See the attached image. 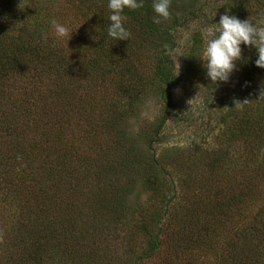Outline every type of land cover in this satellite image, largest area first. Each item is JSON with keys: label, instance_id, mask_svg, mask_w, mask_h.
<instances>
[{"label": "trees", "instance_id": "obj_1", "mask_svg": "<svg viewBox=\"0 0 264 264\" xmlns=\"http://www.w3.org/2000/svg\"><path fill=\"white\" fill-rule=\"evenodd\" d=\"M47 1L0 0V130L20 132L4 139L12 158L17 150L29 161L30 156L38 155L32 161L37 163V174L26 176L31 170L17 173L23 177H20L24 182L22 188L14 189L5 182L8 190L23 195L29 215L36 214L38 221L18 245L11 247L8 243L3 247L0 256L6 251L11 264H146L161 247L160 234L167 229L177 234L185 249L187 244L202 249L199 234H214L215 238L209 243L206 240L205 245L218 249L215 264H264V239L263 244L256 242L264 233L243 244L236 239L242 240V236L234 237L238 228L229 224V220L241 216L239 203L229 212L235 192L220 191L215 203L205 198L201 203L187 200L181 209L185 222L182 228L187 230L182 232L160 225L162 217L157 219L158 212L151 208L136 202L133 207L128 204L129 193L138 183L140 190L148 191L152 200L158 202L155 210H159L160 203L169 204L175 197L174 191L170 193L165 188L166 171L153 147L163 140L166 115L152 130L133 132L128 128V118L138 111L143 96L149 92L161 96L172 112L170 91L178 84L170 59L173 35L177 29L188 26L195 16L194 5L186 3L182 12L176 13L171 6L183 0H171L169 19L154 24L152 0H144L142 8L124 10L125 27L131 33L129 39L112 41L107 36L110 14L107 0H67L74 3L72 8L58 13L46 11ZM247 2L231 0L228 12L236 17L244 14ZM68 12L75 18L85 16L87 36H80L67 46V51L50 21L60 23ZM198 37L191 44L188 62H199L203 41L199 34ZM164 45L168 46L169 54H165ZM241 50V59L236 61L242 80L238 86L239 99L228 105L219 122L230 134L227 140L242 138L247 160L254 161L264 149V99H259L264 91V68L255 65L257 52L253 46L241 44ZM141 52L153 58L146 72L134 62V56ZM81 75L92 79L93 85L77 87ZM96 79L110 81L114 91L111 99L94 101V96H90L86 103L75 97L76 89L84 88L89 93L92 88L103 87ZM116 95L124 96L126 102L113 99ZM245 100L242 108L234 105ZM69 114H73V122L68 119L72 118ZM40 120H43L41 127ZM28 128L36 132L30 138ZM222 140L216 149L219 155L214 154L208 164L211 170L222 157L228 158V148ZM252 165L250 170L255 174L264 173L260 159ZM55 174L57 179L52 177ZM237 195L239 201L240 194ZM200 204L204 215H210L214 207L211 220L199 223L196 216ZM50 208L58 220L50 218L53 216ZM209 222L214 226L202 225ZM128 224L132 225L130 234L126 232ZM117 229L124 234L120 240L114 235ZM194 235L198 241L190 242ZM111 238L119 241L111 245ZM105 241L109 244L105 245ZM102 244L104 248H100ZM241 245L246 248L239 249Z\"/></svg>", "mask_w": 264, "mask_h": 264}, {"label": "rangeland", "instance_id": "obj_2", "mask_svg": "<svg viewBox=\"0 0 264 264\" xmlns=\"http://www.w3.org/2000/svg\"><path fill=\"white\" fill-rule=\"evenodd\" d=\"M72 1L49 0L45 8L46 11L56 13L66 11L71 9L74 5ZM235 1L238 2L239 0ZM261 1L262 0H260L259 3V0H248L246 9L244 10L245 13H239L238 18L241 20L255 19L257 13L260 10H264V1H262V3ZM229 2H231V0H183L171 6L176 13H181L186 3L193 4L195 7V16L190 18L191 21L188 26L186 28L177 29L173 35L174 47L171 51L170 59H172L175 67L174 74L178 78V84L170 91L171 103L173 104L172 112H169V106L167 103L163 102L161 96L149 92L145 97L143 96L142 104L138 105V111H133L131 113L132 116L130 115L128 118V128L130 129L131 127V132L139 131L140 129L152 130L158 125L159 119H163L166 115L161 133L163 140L155 143L153 147L156 150L155 155L159 164L164 167L166 171L163 178L167 183L165 188L169 189L170 193L174 191L175 197L169 204H167L166 201L160 203L158 206L159 210H155L154 207L156 208L158 202L152 200L148 191L140 190V184L138 183L129 193L128 204L133 207L136 202L140 203L142 207L151 208L154 212H158L156 214L157 219L160 218V216L162 217L160 225H164V227L167 226L166 228H171L175 232H182V230H187L182 228L185 222L182 220L181 210L184 208L187 200L193 201L192 199H194L195 202L199 200L201 203L205 198L215 203L219 198L216 194H219L220 191L225 193L235 192L236 198L233 201L234 204H231L232 207L229 212L232 211L233 207H236V203H239V210L241 211L239 212L241 216L240 219L233 218L231 221L229 220V224H233L238 228V232H236V235L234 234V237L236 238L237 235L242 236V240L240 237L236 239L242 241L243 244L244 242H251V239L255 236L259 235L258 237H260V234L264 233V173H260L259 175L255 174L253 170H250L254 167L252 164L259 162V159L260 166H264L262 163V161H264V155L254 158V161L252 159L247 160L248 156H246V153L242 150L243 145L241 146L242 138H235V140L233 139L234 141L227 140L230 134L227 133L228 130L225 129V126L221 125L219 122L220 115L225 113L228 105L236 100V98L239 99L240 93L238 86L240 81H242L241 75L238 67H236L231 73L228 82H217L213 85L206 76V70L203 67L202 60L199 59L198 63L195 61L188 62V52L193 40L195 41L196 38H199L198 34L202 39L201 30L206 26H211L212 23H218L222 14L227 13L232 15L228 12ZM71 13L68 12L63 16L60 22L69 29L70 37H58L61 45L67 51L68 45L77 42L80 36H87L85 16L75 18ZM240 15L242 16L240 17ZM152 61L153 58L150 57V54L141 52L137 54V57L134 56V62L140 67L141 71L146 72L148 67H151ZM76 74H74V76H76ZM149 75L150 78H152L151 74ZM78 81L80 82L77 87L86 83L88 85H93V80H89L87 75H81ZM94 81H100L103 87L99 89L92 88V92L88 91L89 93H86L84 88L76 89L77 95L75 97H81L82 100L89 103L90 96H94V101H106L108 98L111 99L114 96V91L111 88L109 80H105L109 81L107 83L101 82V80L98 79ZM113 99L126 102L125 97L122 95H116ZM10 104H13V102H10ZM64 116L65 121L68 122L66 118L68 114L65 113ZM69 116L72 117L73 114H69ZM68 119L70 122H73V117ZM42 121L43 120H40V123H38L40 127ZM27 132L29 138L31 135L36 134L31 128H28ZM16 134H20L19 130L16 131L13 129L9 130L7 133L0 130L1 254V249L7 246L8 243H10L9 246L11 247L18 245L20 240L25 238V236L29 234V231L32 230L33 224L35 225V222L38 221L36 214L29 215L27 211L28 206L25 204L26 201L23 195L14 190H8L5 185L6 182L7 185H12L14 189L17 186L22 188L24 182L20 180L21 176L17 173L21 174L22 171L28 172L31 170V173L25 174L27 176L33 175V172L36 174L38 172L37 163L32 162L38 155L33 154L30 156L31 163L28 158L26 159L25 155H22V153L17 150V154L14 152V157L12 158L11 153L8 151V147L4 145V139L12 138ZM29 138H27V140ZM220 140H222L224 142L222 144L228 148V158L223 160L222 157V160L217 165L215 163L213 164L211 170L208 168V164H211L214 154L219 155L216 149L219 146L218 143ZM228 144H230V146H228ZM173 147L177 148V150L171 149ZM221 156H223V153ZM57 157L58 155L54 157V160H57ZM73 172L75 171L73 170ZM70 174H72V171ZM55 176L56 174L52 177ZM21 179H23V177H21ZM55 179H57V176ZM52 180L54 179L52 178ZM237 193L240 194L239 201ZM213 208H211L210 215L206 213V215H204L203 211H201L202 208L200 204V208L198 209L200 212L197 211L199 214L196 216V218L199 219V223L213 218L215 212ZM50 212L53 215L50 216V218L58 220L59 217L57 214H54L53 209L50 208ZM30 221L33 222L30 223ZM212 223L213 222H209L202 225L204 227H213L214 225H212ZM128 225L129 227L126 226V232L130 234L132 225ZM225 227H228V225H225ZM166 231L167 229L160 234L161 247L159 250L154 251L152 257L146 261V264L217 263L219 259L217 256L219 252L218 249H215L213 245L210 247L205 245L206 240L209 243L215 238L213 237L214 234H209L208 236H204V233L199 234V236H201L199 241H201L204 246L202 249L198 247L192 248L189 244H187V248L185 249L184 246H181L182 243L178 242L177 234L174 235L171 231L170 233L169 231L166 233ZM227 231L226 228V232ZM249 231L250 233H248ZM121 234H123L122 230L117 229L114 235L120 240ZM244 235H247L246 239ZM192 238L190 242L197 240L195 235L192 236ZM263 239L264 236L263 238L260 237L258 241L256 239V242L263 244ZM119 240L111 238L109 243L114 245ZM105 243V245L109 244L108 241H105ZM138 244L140 246L142 245L141 237L138 239ZM102 245L103 246H100V248L105 247L104 244ZM118 246L123 248L121 245ZM243 248L246 247L243 245L239 247L241 250ZM57 259L59 262L60 258L58 256ZM10 262H12V260L8 258L7 252H3L2 257L0 256V264H11Z\"/></svg>", "mask_w": 264, "mask_h": 264}, {"label": "clouds", "instance_id": "obj_3", "mask_svg": "<svg viewBox=\"0 0 264 264\" xmlns=\"http://www.w3.org/2000/svg\"><path fill=\"white\" fill-rule=\"evenodd\" d=\"M170 4L171 0H152L154 24H160L162 20L169 19ZM143 5L144 0H107L110 13L107 36L112 41L128 40L131 33L125 27L124 10L140 9ZM50 23L58 37H70L66 26L55 19H52ZM201 34L203 50L199 59L203 61L206 76L213 85L217 82L229 81L231 73L236 69V61L241 59V44L251 45L256 49L255 65L264 68V10H260L255 19L245 20L235 15L222 14L218 23L204 27ZM164 48L165 54H169L168 46L164 45ZM259 99H264V91L261 92ZM246 101L235 102L234 105L242 108ZM261 155H264V149H261Z\"/></svg>", "mask_w": 264, "mask_h": 264}]
</instances>
